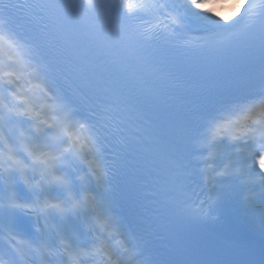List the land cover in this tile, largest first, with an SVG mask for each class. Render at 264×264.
<instances>
[{"label":"snow or ice","instance_id":"1","mask_svg":"<svg viewBox=\"0 0 264 264\" xmlns=\"http://www.w3.org/2000/svg\"><path fill=\"white\" fill-rule=\"evenodd\" d=\"M0 0V264H264V0Z\"/></svg>","mask_w":264,"mask_h":264},{"label":"bare ground","instance_id":"2","mask_svg":"<svg viewBox=\"0 0 264 264\" xmlns=\"http://www.w3.org/2000/svg\"><path fill=\"white\" fill-rule=\"evenodd\" d=\"M232 2H233V8L235 9V10H242L243 9V7H244V4L242 3V0H232ZM240 12V11H239Z\"/></svg>","mask_w":264,"mask_h":264}]
</instances>
